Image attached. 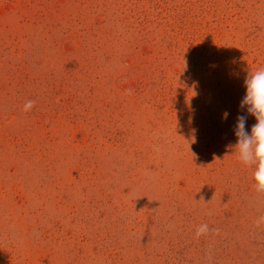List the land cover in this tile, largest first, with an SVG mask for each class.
Masks as SVG:
<instances>
[{
	"label": "rangeland",
	"instance_id": "374dc122",
	"mask_svg": "<svg viewBox=\"0 0 264 264\" xmlns=\"http://www.w3.org/2000/svg\"><path fill=\"white\" fill-rule=\"evenodd\" d=\"M258 68L264 0H0V264H264Z\"/></svg>",
	"mask_w": 264,
	"mask_h": 264
},
{
	"label": "clouds",
	"instance_id": "9594fccd",
	"mask_svg": "<svg viewBox=\"0 0 264 264\" xmlns=\"http://www.w3.org/2000/svg\"><path fill=\"white\" fill-rule=\"evenodd\" d=\"M245 95L240 102V108L246 109L247 115H239L234 129L235 148L239 162L253 169V187L258 193H264V68H258L247 74L244 80ZM26 107H31L29 102ZM248 115L255 118L250 130L247 127ZM228 113L223 114L227 118ZM208 231L206 224L197 229V235Z\"/></svg>",
	"mask_w": 264,
	"mask_h": 264
},
{
	"label": "trees",
	"instance_id": "16d2710c",
	"mask_svg": "<svg viewBox=\"0 0 264 264\" xmlns=\"http://www.w3.org/2000/svg\"><path fill=\"white\" fill-rule=\"evenodd\" d=\"M220 161H222V159H221ZM208 165L212 167V170H213V171H215L216 168H219V167L222 166V164L219 165V164L216 163V162H210V163H208ZM231 181H232V180H229L228 184H231ZM217 263H218V262H217Z\"/></svg>",
	"mask_w": 264,
	"mask_h": 264
}]
</instances>
